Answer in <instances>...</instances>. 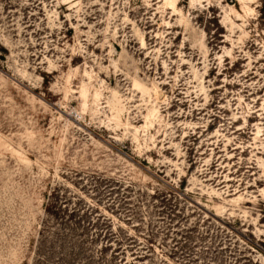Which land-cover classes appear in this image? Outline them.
Masks as SVG:
<instances>
[{
	"label": "rangeland",
	"instance_id": "374dc122",
	"mask_svg": "<svg viewBox=\"0 0 264 264\" xmlns=\"http://www.w3.org/2000/svg\"><path fill=\"white\" fill-rule=\"evenodd\" d=\"M49 202L97 264H264V0H0V264Z\"/></svg>",
	"mask_w": 264,
	"mask_h": 264
},
{
	"label": "trees",
	"instance_id": "16d2710c",
	"mask_svg": "<svg viewBox=\"0 0 264 264\" xmlns=\"http://www.w3.org/2000/svg\"><path fill=\"white\" fill-rule=\"evenodd\" d=\"M87 208L91 209L89 206ZM46 209L47 219L40 228L37 240L33 242L32 261L25 260L24 264H97L96 255L104 249L103 246L94 249L95 245H92L102 236L94 238L69 234L66 231L71 229L72 225L77 226V222L70 221L72 219L69 215V219H66L70 209H64L54 202H49ZM61 212H65L63 214L66 217H63Z\"/></svg>",
	"mask_w": 264,
	"mask_h": 264
}]
</instances>
